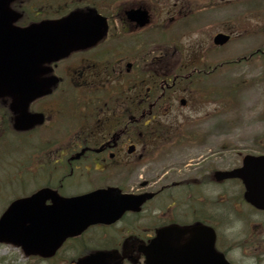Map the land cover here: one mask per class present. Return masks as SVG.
Returning a JSON list of instances; mask_svg holds the SVG:
<instances>
[{
    "label": "flooded vegetation",
    "instance_id": "obj_1",
    "mask_svg": "<svg viewBox=\"0 0 264 264\" xmlns=\"http://www.w3.org/2000/svg\"><path fill=\"white\" fill-rule=\"evenodd\" d=\"M76 1L85 12L93 10L106 18L108 30L93 46L53 64L52 75L58 81L53 98L58 96L30 105L31 113L44 116L40 127L23 133L39 139L36 171L44 186L60 196L106 187L152 195L139 207L91 223L67 239L52 264H229L220 231L223 220L208 212L217 203L246 220L248 235L241 243L264 264V209L245 200L241 181L216 179V172L236 167L231 158L219 155L224 151L203 152L202 143H193L184 151L196 153V158L183 160V168L173 173L165 171L166 178L154 175L162 160L154 157L159 138L153 129L169 122V127L180 128L177 121L185 116L179 113L189 104L182 95H191L196 84L215 75L210 58L219 48L208 44L206 52L198 54V67L179 51L155 57L143 41L158 18L152 5L143 7L151 24L139 28L127 17L140 6L134 1L117 0L114 5L107 0ZM177 4H172L173 10ZM15 6L24 7L25 2ZM188 6L180 3L177 13L167 11L165 22L181 24L190 15L198 25L215 29L216 13L235 8L232 0H196L195 10L187 12ZM244 7V25L249 28L250 2ZM44 14L41 9L35 15ZM227 23L222 33L233 29V21ZM205 186L216 192L215 200L206 195Z\"/></svg>",
    "mask_w": 264,
    "mask_h": 264
},
{
    "label": "rangeland",
    "instance_id": "obj_2",
    "mask_svg": "<svg viewBox=\"0 0 264 264\" xmlns=\"http://www.w3.org/2000/svg\"><path fill=\"white\" fill-rule=\"evenodd\" d=\"M139 1L148 2V0ZM259 1L264 2V0ZM151 3L164 6V10L160 12V15L163 17L167 14V11H175L177 13L179 3H183V1L178 0V5L175 10L172 9L173 0H151ZM245 4L246 2L235 6L234 9H223V11L217 12L215 16L218 21L217 27L213 29L207 26V30H210L208 32H214L217 29L224 30L226 29L224 23L228 24L227 22L231 21L234 24L236 23L237 27L235 33H233L235 41L228 44L218 54H215L213 59L210 58L212 65L226 59L237 60L242 57L245 58V61L242 58L235 65L220 68L211 79L202 84L201 89L198 91V96L196 94L192 96L189 107L180 112L181 115H192L194 117L195 122L192 124V130L204 135V140H202L204 144L200 146L203 148V152H207L208 149L215 150L214 148H229L231 151L225 153V156H229L235 163L238 154H244L250 150H257L260 145L256 144V142L264 138V59L260 60L257 57L249 56L256 48H263L261 51H264V41L263 37L259 35V37L257 35H245L243 37V30L239 27L238 22L242 20V17L243 19L246 18L244 16L246 12ZM250 23L251 26L248 33L257 31L258 28L255 25L257 23L253 20H250ZM179 32L180 29H175L172 31V35L167 37L170 43L165 46V49L168 50L167 54L172 51L171 47L175 41H178L185 48L186 53H190L189 51L192 50L191 54L193 57H196L198 55L199 45L206 43L205 38L195 35L184 38V35H181L183 37L178 39L175 35ZM159 40V36H150L147 37L146 41L149 45L148 50L152 51V54L155 52L157 57L160 54H157L155 50L157 47L156 43ZM230 86L235 98L231 99L227 94L222 98L216 97L214 91L220 88L226 91L225 89ZM57 96L52 99H55ZM197 106H203L201 112L191 110L192 108L196 109ZM2 112L0 111V115ZM201 117H205L202 122L200 121ZM4 122L0 118V212L9 198L24 194L23 190H19L21 188L20 185H23V183H20L21 176L23 175L22 168L26 171L28 168L33 167L32 155L39 147V139L36 135L25 137L12 135ZM211 135L213 136L211 137ZM8 137H14L16 140L9 139L7 144ZM25 139L29 143L26 149L32 148V151L25 159L15 161L18 153L24 150ZM30 141L33 142L30 143ZM185 148L182 151L177 150V152L165 153L169 154L167 156L163 154V161L155 166L154 175L156 179L166 178L167 174L164 175V171H168V174L173 173L181 169V161L198 156L196 153L187 155L188 153L184 151ZM16 166L18 170H16ZM17 171L19 172L18 179H16L18 177ZM180 174V171L176 172V177L180 176ZM11 176L15 177L10 179L9 177ZM30 180L32 183L28 182L24 188V190H27L26 194L33 191L41 182V180H36L32 177H30ZM118 181L119 178L111 180V182ZM16 183L18 184L16 185ZM13 193L20 195L13 196ZM0 264L39 263L34 259H26L17 249L0 245Z\"/></svg>",
    "mask_w": 264,
    "mask_h": 264
},
{
    "label": "water",
    "instance_id": "obj_3",
    "mask_svg": "<svg viewBox=\"0 0 264 264\" xmlns=\"http://www.w3.org/2000/svg\"><path fill=\"white\" fill-rule=\"evenodd\" d=\"M10 1L0 0V98L7 96L12 100L13 110L18 113L15 127L24 130L37 121L26 113L28 102L48 92L49 84L38 80L41 65L84 47L88 27L83 16L70 15L58 21L15 28L12 22L18 15L9 9ZM225 41L226 37L218 35L214 42ZM255 160L264 172V157ZM243 171L244 167L228 176L244 180ZM96 194L64 200L49 189H42L15 200L0 217V243L20 247L26 256H51L77 228V224H70L71 220L79 219L78 224H83L81 206ZM46 199L51 200L52 206H43Z\"/></svg>",
    "mask_w": 264,
    "mask_h": 264
},
{
    "label": "clouds",
    "instance_id": "obj_4",
    "mask_svg": "<svg viewBox=\"0 0 264 264\" xmlns=\"http://www.w3.org/2000/svg\"><path fill=\"white\" fill-rule=\"evenodd\" d=\"M205 192L212 200H215V191L209 190L205 186ZM208 212L211 216L223 220L220 231L227 242L225 255L229 260V264H260L258 256L241 243L247 239L248 235L246 220L237 215L234 210L220 203L211 205Z\"/></svg>",
    "mask_w": 264,
    "mask_h": 264
}]
</instances>
